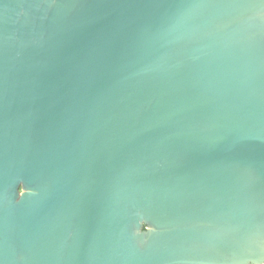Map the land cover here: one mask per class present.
<instances>
[{
    "label": "water",
    "instance_id": "obj_1",
    "mask_svg": "<svg viewBox=\"0 0 264 264\" xmlns=\"http://www.w3.org/2000/svg\"><path fill=\"white\" fill-rule=\"evenodd\" d=\"M0 264H264V0H0Z\"/></svg>",
    "mask_w": 264,
    "mask_h": 264
}]
</instances>
